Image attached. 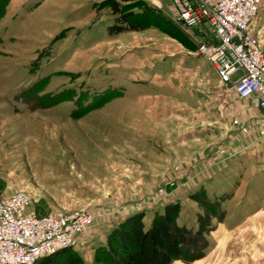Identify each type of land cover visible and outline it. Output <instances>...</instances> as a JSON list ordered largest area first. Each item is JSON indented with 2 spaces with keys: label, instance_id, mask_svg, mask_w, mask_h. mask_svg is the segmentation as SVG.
<instances>
[{
  "label": "rangeland",
  "instance_id": "374dc122",
  "mask_svg": "<svg viewBox=\"0 0 264 264\" xmlns=\"http://www.w3.org/2000/svg\"><path fill=\"white\" fill-rule=\"evenodd\" d=\"M11 1L0 19V198L23 193L37 216L84 210L92 220L69 247L84 264H99L94 250L125 217L143 213L148 227L169 203L186 229L212 226L203 255L171 264H264V145L248 103L219 83L168 0H144L162 29L112 35L102 4L115 0ZM257 16L256 37L264 0ZM110 89L122 94L71 117L84 95L82 107ZM61 93L74 97L42 106Z\"/></svg>",
  "mask_w": 264,
  "mask_h": 264
},
{
  "label": "built area",
  "instance_id": "2783aa9c",
  "mask_svg": "<svg viewBox=\"0 0 264 264\" xmlns=\"http://www.w3.org/2000/svg\"><path fill=\"white\" fill-rule=\"evenodd\" d=\"M263 0H168L167 16L183 28L207 25L215 42L197 52L213 67L219 83L264 114V50L251 30ZM23 193L0 198V264H35L72 245L92 217L80 209L46 216L25 214Z\"/></svg>",
  "mask_w": 264,
  "mask_h": 264
},
{
  "label": "trees",
  "instance_id": "16d2710c",
  "mask_svg": "<svg viewBox=\"0 0 264 264\" xmlns=\"http://www.w3.org/2000/svg\"><path fill=\"white\" fill-rule=\"evenodd\" d=\"M9 1L0 0V19L4 15ZM102 5L109 8L112 15L113 22L107 27L110 35L125 31H142L149 28L162 29L163 18L156 10L146 5L144 0H115ZM121 94L122 91L120 90H106L82 107L81 103L86 97L84 95L79 99L80 101L75 103L71 117L79 118L100 104L119 97ZM73 97L74 95L71 93L50 96L42 106L56 105L69 101ZM203 202L205 206H208V210L206 209L208 213L212 210L218 216L217 219H221L223 212L220 211L219 213L218 205L214 201L205 196ZM178 213L179 205L169 203L163 207L161 213L154 216L148 227L143 224V213H135L125 217L109 232L105 245L94 250V261L99 264H122L119 261L122 259L126 264H171L176 259L191 261L203 255L208 243L203 229L209 232L212 226L203 219L200 224L201 230H188L177 223ZM180 234L189 235L193 241L204 242L201 245L194 244L183 248L182 243L177 240V235ZM187 252H191V254L188 255ZM35 264H84V261L76 252L67 248L44 256Z\"/></svg>",
  "mask_w": 264,
  "mask_h": 264
},
{
  "label": "crops",
  "instance_id": "0c3cea01",
  "mask_svg": "<svg viewBox=\"0 0 264 264\" xmlns=\"http://www.w3.org/2000/svg\"><path fill=\"white\" fill-rule=\"evenodd\" d=\"M18 1L19 0H12L11 1V5L13 4V5H16V4H18ZM263 3V2H262ZM24 7V6H23ZM9 8H13V6H10V7H8V9ZM259 12H260V10H259ZM259 12H258V14H259ZM257 14V15H258ZM258 17V18H257ZM257 18V19H256ZM259 19V16H256L255 17V19L253 20V22H252V24H251V30H253V25L255 24V22H257V20ZM183 28V27H182ZM187 33H188V35L191 37V38H193L196 42H198V43H200V42H208V43H212V42H215V39H214V37H213V34H212V31H211V29L207 26V25H201V26H198V27H194V28H183ZM263 30V31H262ZM256 35H257V37L260 39L262 36H264V27H260V28H257V31H256ZM261 40V39H260ZM264 40V39H263ZM263 40H261V43H263L262 41ZM199 45V44H198ZM262 47H263V50H264V44L262 45ZM202 57V56H201ZM202 58H204V57H202ZM208 62V61H207ZM209 63V62H208ZM209 65H210V67H211V69H212V71L214 72V74H215V76L217 77V75H216V73H215V71H214V69H213V67L211 66V64L209 63ZM113 68H114V66H112ZM110 73L111 72H109L108 74H107V76H109L110 75ZM218 79V78H217ZM148 92H150V91H138L137 92V94L135 95L136 97L138 96V97H140V96H144V95H146V96H148L147 94H148ZM244 100H246V99H244ZM246 102L248 103V106H249V108H250V110H251V113H252V115H253V118H252V123H254V125H255V134H257V137H258V139H257V141H258V143H260V142H262L261 144H263L264 145V114L262 113V111L260 110V109H258V108H256V107H254L253 105H251V103L248 101V100H246ZM256 147H259L258 145H255ZM245 214H248V213H244V215ZM250 214V213H249ZM239 216H240V214H238ZM227 217L229 218L230 217V212H228L227 213V215H226V219H227ZM242 220V217L240 218V219H237L236 221H232V219H231V221H228V222H225L226 224H228V225H233V224H238L239 223V221H241ZM234 227H236V226H234ZM233 227V228H234ZM232 228V229H233ZM229 230H231V229H229ZM223 234V232L221 231V229H219L216 233L214 232L213 234H212V236L214 237V238H220L221 237V235ZM212 247V244H210V246H209V248H208V250L206 251V255H207V253H208V251H209V249ZM208 256V255H207ZM206 256V257H207Z\"/></svg>",
  "mask_w": 264,
  "mask_h": 264
}]
</instances>
